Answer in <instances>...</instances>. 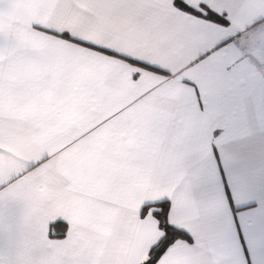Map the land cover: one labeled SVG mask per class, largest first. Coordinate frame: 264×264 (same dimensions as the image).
Listing matches in <instances>:
<instances>
[{
    "label": "crops",
    "instance_id": "crops-1",
    "mask_svg": "<svg viewBox=\"0 0 264 264\" xmlns=\"http://www.w3.org/2000/svg\"><path fill=\"white\" fill-rule=\"evenodd\" d=\"M175 2L0 0V264H264V0Z\"/></svg>",
    "mask_w": 264,
    "mask_h": 264
},
{
    "label": "trees",
    "instance_id": "trees-1",
    "mask_svg": "<svg viewBox=\"0 0 264 264\" xmlns=\"http://www.w3.org/2000/svg\"><path fill=\"white\" fill-rule=\"evenodd\" d=\"M176 5H181L183 3V0H176ZM206 12V17H212L213 14L204 7H201ZM217 20L224 23L225 21L221 17H217ZM149 70L155 71L152 68L146 67ZM151 206L145 207L142 210L143 212L148 209ZM153 207L156 209L153 212V215L155 219L158 222V226L160 230L162 231V238L158 241L154 247L151 248L149 251L147 259L142 264H154L160 256L164 253V251L172 244L173 241L177 239H189L188 236L181 230H178L174 227H172L168 221H167V212L169 209L168 202H160L156 205H153ZM64 226L62 223H53L50 225V236L53 238H60L64 235Z\"/></svg>",
    "mask_w": 264,
    "mask_h": 264
}]
</instances>
